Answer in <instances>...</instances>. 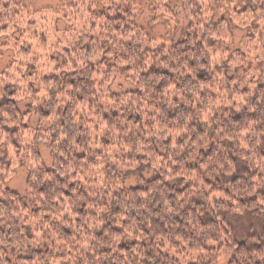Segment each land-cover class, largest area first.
I'll return each instance as SVG.
<instances>
[{"label": "trees", "instance_id": "16d2710c", "mask_svg": "<svg viewBox=\"0 0 264 264\" xmlns=\"http://www.w3.org/2000/svg\"><path fill=\"white\" fill-rule=\"evenodd\" d=\"M62 1L0 0V49L13 52L0 71V264H264V83L239 92L213 71L243 60L214 53L224 21L207 0H179L184 38L158 47L133 23L135 0ZM239 3L237 24L264 34V0ZM117 76L133 90L112 93ZM13 159L28 202L8 187ZM132 167L155 175L124 188Z\"/></svg>", "mask_w": 264, "mask_h": 264}, {"label": "rangeland", "instance_id": "374dc122", "mask_svg": "<svg viewBox=\"0 0 264 264\" xmlns=\"http://www.w3.org/2000/svg\"><path fill=\"white\" fill-rule=\"evenodd\" d=\"M15 3H24L36 11L44 10L46 8H52L54 11L60 8L63 4L62 0H13ZM139 5L138 12L136 13L133 23L140 29L144 30L146 34L152 38L155 44L159 46H170L180 42L184 38V34L190 19L183 11L181 2L179 0H162L166 2L167 8L171 11H161L157 9V13L152 11V7L157 0H135ZM244 2L245 0H207L206 4L210 5L213 9L211 16L212 21H224L228 36L220 39L214 44V53L217 50H221L225 53L226 57L231 54H239L243 56L242 63L239 66V62L235 65H227L226 62L217 61L216 65L213 64V71L216 74L226 76L228 78H235L238 80L236 86L239 92L251 91L250 89L254 85H262L264 83V34H254L255 26L253 27H240L237 22H242L243 17L236 16L240 13V9H235L237 2ZM240 4V3H239ZM48 15H50L48 13ZM154 15H157V19H160L159 24H152ZM57 26L64 28V24L57 20ZM249 37L250 39H245ZM3 40H0V44ZM45 47V48H44ZM41 46L40 48L46 49L47 46ZM53 55L48 52L44 55V61L49 63V56ZM221 55V54H220ZM41 56V53H40ZM38 56V60L41 57ZM13 60V52L0 49V71L6 69ZM132 85L127 82L123 76H117L110 87L112 93L120 94L124 92L132 91ZM26 102L19 105L20 111H25ZM28 127L36 128L37 120L31 118ZM39 153L42 157L44 165L48 168L51 164V153L49 148L44 144L38 145ZM190 163L195 160L194 152L189 153ZM134 167V166H133ZM124 168L121 173V183L124 188H134L138 185V177L144 179H150L155 174L153 169L145 167L140 170L134 168ZM132 170V171H131ZM27 177V170L24 166L20 165L18 161L13 159L12 172L9 175L8 187L10 190L22 197L23 200L29 201L28 194L25 189V182ZM190 258V257H189ZM189 258L184 256L179 257L180 264H186ZM225 261V260H224ZM224 261H220V264H224Z\"/></svg>", "mask_w": 264, "mask_h": 264}]
</instances>
